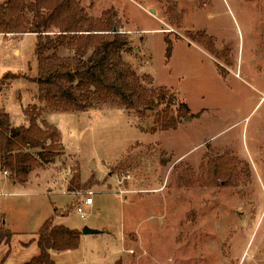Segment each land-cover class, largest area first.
Segmentation results:
<instances>
[{"label": "rangeland", "instance_id": "374dc122", "mask_svg": "<svg viewBox=\"0 0 264 264\" xmlns=\"http://www.w3.org/2000/svg\"><path fill=\"white\" fill-rule=\"evenodd\" d=\"M79 3L123 33V58L151 87L167 86L171 113L182 102L190 112L161 130L162 107L51 110L38 99L37 35L0 33V108L19 125L37 104L62 146L50 160L27 150L37 162L25 183L0 167V230L13 233L0 263L38 255V231L54 216L113 234H82L78 249L52 251L56 264H264V0Z\"/></svg>", "mask_w": 264, "mask_h": 264}, {"label": "trees", "instance_id": "16d2710c", "mask_svg": "<svg viewBox=\"0 0 264 264\" xmlns=\"http://www.w3.org/2000/svg\"><path fill=\"white\" fill-rule=\"evenodd\" d=\"M13 32L37 35L38 99L51 110L87 111L98 100H113L118 106L137 110L162 107L161 130L176 129L190 112L182 102L177 114L171 113L165 105L167 86L151 87L154 78L140 76L123 58L128 43L123 33L111 27L110 21L89 15L79 0H4L0 33ZM165 41L170 56L173 41L167 37ZM62 47L72 55H60ZM10 74L18 78L10 72L4 77ZM43 111L37 104L30 105L24 110L27 123L14 125L10 114L0 108V167L11 171L19 183L27 181L37 162L27 150L41 148L40 158L50 160L62 147L60 129L43 118ZM72 182L77 184V175ZM12 234L1 226L0 245L10 244ZM81 235V230L55 224L52 216L38 231V255L22 264H56L52 251L77 249Z\"/></svg>", "mask_w": 264, "mask_h": 264}, {"label": "built area", "instance_id": "2783aa9c", "mask_svg": "<svg viewBox=\"0 0 264 264\" xmlns=\"http://www.w3.org/2000/svg\"><path fill=\"white\" fill-rule=\"evenodd\" d=\"M5 173L7 174L8 172L5 171ZM88 194H89V195H86V196H85L84 203H85L86 205H92L93 202H94V199H93V192L90 191ZM77 211H78V213L80 214V217H81L82 219H87V213H86V211L83 209L82 205H78V206H77Z\"/></svg>", "mask_w": 264, "mask_h": 264}, {"label": "water", "instance_id": "95a60500", "mask_svg": "<svg viewBox=\"0 0 264 264\" xmlns=\"http://www.w3.org/2000/svg\"><path fill=\"white\" fill-rule=\"evenodd\" d=\"M102 232L101 229L93 228L88 225L83 227L82 233L83 234H93V233H100Z\"/></svg>", "mask_w": 264, "mask_h": 264}, {"label": "crops", "instance_id": "0c3cea01", "mask_svg": "<svg viewBox=\"0 0 264 264\" xmlns=\"http://www.w3.org/2000/svg\"><path fill=\"white\" fill-rule=\"evenodd\" d=\"M37 70H38V68H37ZM102 230V229H101ZM102 233H106V234H109V235H113V234H111V233H108V232H103V230H102ZM83 234V233H82ZM84 235H86V234H83L82 235V240L84 239ZM37 242V241H36ZM121 241L120 242H117L116 243V246L118 247V250L115 252V254L117 255V259H119L121 256H123V254L121 253ZM29 245V244H28ZM79 248V247H78ZM77 248V249H78ZM125 256V255H124Z\"/></svg>", "mask_w": 264, "mask_h": 264}]
</instances>
